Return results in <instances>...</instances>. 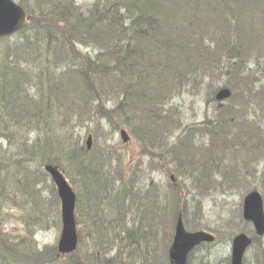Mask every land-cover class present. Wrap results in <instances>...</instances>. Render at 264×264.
Instances as JSON below:
<instances>
[{
	"label": "trees",
	"instance_id": "1",
	"mask_svg": "<svg viewBox=\"0 0 264 264\" xmlns=\"http://www.w3.org/2000/svg\"><path fill=\"white\" fill-rule=\"evenodd\" d=\"M79 1L22 0L29 22L15 36L2 40L9 47L0 48V144L5 142L16 152L0 154V172L5 178L12 177L14 195L19 190L27 192L24 182L30 187V202L26 198L23 208L31 212L38 206L47 207V186L58 199L46 166L57 167L73 183V178L81 179L92 211L87 215V228L96 244L90 250L94 264H170L169 249L180 214L188 230H206L202 222L192 225L188 221L189 208H196L190 199L197 201L204 193L200 184L215 189H259L249 186L246 173L264 159V87L249 90L246 100L231 83L225 84L232 91L231 99L221 103L215 96L210 100L216 118H207L202 127L188 126L174 140L181 126H175L170 101L193 86L210 62L228 66L245 84L255 81L252 69H264V0H93L87 9ZM248 60L250 64L253 60L255 68H248ZM110 99L116 106L107 110ZM249 105H256L254 119ZM74 120L82 127L106 122L112 128L128 125L143 150H153H148L151 161L157 155L163 168L170 169L172 164L181 170L188 168L184 173L199 185V196L190 191V199L182 197L173 185V192L163 193L157 187L158 194L152 196L153 186L145 192L136 187L138 200L133 201L138 203L129 208L140 162L131 171L133 183L129 185L123 170L118 180L109 175L110 170L104 173L105 162L90 158L88 148L76 142ZM69 128L72 136L63 135ZM32 135L36 140L31 141ZM214 160L219 161L215 173L206 175L211 168L208 162ZM259 173L264 191V165ZM158 200L166 206L159 208ZM129 209L134 211L133 227L125 223ZM156 211L171 223L151 215ZM107 212L114 215L110 232L104 231L102 223ZM44 219V215L35 219L39 228L46 225ZM244 224L251 228L240 232L249 231L255 247L261 239L250 223ZM33 228L28 232L34 233ZM160 233L164 249L158 245ZM28 238L19 243L0 238L4 244L0 264L58 263L54 259L58 251L53 249H22ZM216 238L214 244L195 250L188 264H195L201 248L219 244ZM14 247L22 250V257ZM100 247L102 261L97 255Z\"/></svg>",
	"mask_w": 264,
	"mask_h": 264
},
{
	"label": "rangeland",
	"instance_id": "2",
	"mask_svg": "<svg viewBox=\"0 0 264 264\" xmlns=\"http://www.w3.org/2000/svg\"><path fill=\"white\" fill-rule=\"evenodd\" d=\"M15 1L20 3L22 0ZM79 3L82 4L85 9H87V7L93 5L94 1L80 0ZM15 40L16 39H13L11 41ZM7 47H9L8 41L6 42L0 39V48L5 50ZM85 52H87V50H85ZM247 66L250 69L255 68L253 60L251 61V64L248 60ZM252 70L256 76L255 81L249 80V83H247L249 85H247L242 81V79L231 74L232 71L228 68V66L221 67L219 64L215 65L214 62H210V65L207 67L206 71L201 72L200 76L192 84L193 86L187 87L183 95L177 96L174 101H170L174 107L171 108L170 113L176 121L175 126H181L180 130H175L173 140L182 131H187L186 128L188 126H195L196 128L202 127L207 118H216L217 111L215 113V104L210 100L216 96L219 90L225 88V84L231 83L235 87V92L237 95L242 96L246 100L250 99V94L247 93L249 90L253 91L256 87H264V69L261 71L256 69ZM115 106L116 101L110 99L106 109L112 110L115 108ZM255 112L256 105H249V113L253 119L255 117ZM137 119L138 121L140 120L139 117H137ZM73 123L77 124L75 125L74 130V138L76 142L87 149L88 138L92 136L93 143L91 149L89 150V154L91 156L90 158L105 162L102 171L107 173V171L110 170L111 173L109 175L116 176L114 178L115 180L121 178L118 176V172L121 173L123 170L124 181L128 185L133 183L132 179L130 178V174L132 169H136L137 163L140 162L137 165L140 170V174L138 179L135 178V184L133 183L134 186L132 187V195L128 200L129 208L137 206L138 201H133L135 199L138 200L137 193L135 191L136 187L137 190L145 192L147 188L153 186V192L150 194L152 196L154 194H158L157 187L163 193H167L169 190L170 192H173V185V187L183 195H181L182 197L186 196V198H189L188 193L190 191V194L199 196L197 189L199 185L193 182V180L189 177L188 172L184 173V171L188 170V168H186V170H181L183 168L178 169L173 164L170 165V169L163 168L160 165L161 160L156 154L154 161H151L149 154L151 152L149 151H152L153 153V150H143L140 141L135 138L131 128L128 125H122L121 128H112L107 122H100V124L103 123L102 126L90 123L89 125L86 124V126L82 127L81 125L79 126L75 120ZM262 126L264 127V125ZM122 130H126L131 137V141L128 144H124L122 141ZM63 135L68 137L72 136L71 129L69 128L67 131L64 130ZM36 137V135H32L31 141L36 140ZM170 139L167 140L168 143H170ZM3 145L0 144V154H7V156H9L13 152H16V150L10 149L7 143L3 142ZM238 151H240V149ZM243 158L246 161L250 160L248 157ZM208 164H210L211 168L208 172L206 171L207 173L205 174H214L219 161L214 160V162H208ZM263 165L264 159H261L259 162L253 163L251 165V169L246 173L247 181L250 184L249 186H258V190H245L242 187L228 189L227 187L222 186H218L217 189H215L214 186H212V188H207L203 184H200L199 188L203 190L204 193L199 196L197 201H193V199L189 198L191 202H195L196 205L195 209L192 210L189 208L188 210V221L190 224L195 225L202 222V225L206 226V230L197 231L208 232L214 236L216 235L219 239V244L212 246V249L203 247L195 254V264H229L228 259L231 258L230 256L232 252V241L230 240L232 238V234L235 233L237 235L241 233L240 230H249L251 228H248V226L244 224L245 221L243 218V209L245 197L252 191H259L264 197V191L261 188V176L259 173L262 170ZM32 166L34 170H36L37 164L35 163ZM10 173L11 172L9 171L8 174ZM5 177L6 175L4 174L2 176L0 172V182L1 180L4 181L1 182L0 185V238L5 237L10 239L11 241L9 242L11 243H19L23 238L29 237L28 239H25L28 242H26V246L22 247V249H25L26 251L34 250L36 252L53 249L55 252H57L62 233V214L60 199L59 197L58 199H55L53 188L51 186H47L45 188L44 197L47 201H49L45 210L38 206L36 209H33L32 212L29 210L25 211L23 205L26 202V198L30 202V187L24 182L23 186L26 188L27 192L19 190V192L14 195L15 188L12 184V177L9 179ZM172 177H175L174 180ZM66 179L70 182L78 198L76 207V222L79 246L75 253L76 255L70 257V259L63 258V256L58 255V252L56 255H54V259L56 262H58L56 264H70L71 261L72 263L77 262V264H87V262L88 264H94L95 259L92 257L94 252H90V250L93 246H96V244L94 241H92L93 233L87 228V217H89L87 215L92 214L89 205H87V194L84 191L83 185L80 181L81 179L73 178L74 183L71 182L67 177ZM221 189L228 191L224 192ZM13 196L15 197L13 198ZM166 199H168L169 202L171 201L169 197ZM12 200L16 203V205L13 204ZM157 202H159V208H164L166 206L165 202L162 203L159 200ZM171 206L173 205L171 204ZM142 209L145 211L144 208ZM133 212L134 211L130 212L129 209L128 215L125 217V223L130 224L131 227L134 225V218L131 215ZM140 213L142 214V212ZM150 213L160 221L171 223L170 218L163 216L157 211ZM39 215H44V218L46 217L47 220V222L45 219L43 220V223H46V225L40 228L37 226L38 221H35V219L39 218ZM113 216L114 215L111 212H107L106 218L102 219L105 232L112 231V227L115 225ZM26 217H28L30 220H34V223L36 224H29ZM97 221L100 223L101 219H98ZM31 227H34V233L28 232ZM244 233L250 235L249 231H244ZM163 236V233L158 235L160 238L158 245L161 249H164L163 244L165 240H163ZM3 245L4 244L1 243L0 247ZM144 249L145 248H142V250ZM13 250H15L16 254L22 257V250L16 247H14ZM117 250L115 249L111 256L115 255ZM129 251L130 250H127L126 253ZM263 252L264 238L260 240V243L248 251L247 264H264ZM101 254L102 249L100 247L99 254H97L98 260L100 261H102ZM24 257H26L25 254ZM35 264L53 263L52 260H48Z\"/></svg>",
	"mask_w": 264,
	"mask_h": 264
},
{
	"label": "water",
	"instance_id": "3",
	"mask_svg": "<svg viewBox=\"0 0 264 264\" xmlns=\"http://www.w3.org/2000/svg\"><path fill=\"white\" fill-rule=\"evenodd\" d=\"M28 16L25 10L13 0H0V38H5L21 31L27 24ZM232 91L228 88L220 90L216 99L219 102L229 100ZM124 144L131 141L126 130L121 131ZM93 143V137L88 138V149ZM55 183L61 201L62 209V234L58 244L61 255L73 254L79 244L76 222L77 195L62 172L54 166H47ZM174 180V178H172ZM244 220L250 222L258 237H264V198L258 191L249 193L244 200ZM216 238L204 231H187L183 216L180 215L175 228L173 244L169 251L170 264H188L190 254L204 243H214ZM253 239L247 234L237 235L232 244V264H244L248 249L252 246Z\"/></svg>",
	"mask_w": 264,
	"mask_h": 264
}]
</instances>
